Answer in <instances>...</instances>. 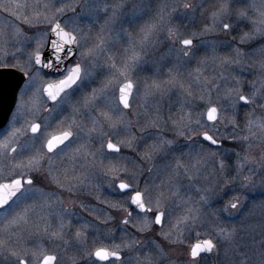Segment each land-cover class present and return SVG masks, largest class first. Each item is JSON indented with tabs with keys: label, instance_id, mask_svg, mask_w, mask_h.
<instances>
[{
	"label": "snow or ice",
	"instance_id": "snow-or-ice-1",
	"mask_svg": "<svg viewBox=\"0 0 264 264\" xmlns=\"http://www.w3.org/2000/svg\"><path fill=\"white\" fill-rule=\"evenodd\" d=\"M238 2L217 0L206 9L205 0H166L155 21L133 35L125 24L134 25L151 11L144 0L130 8L129 0H0V13L6 15L0 24V70L19 74L15 110L0 131V264H65L70 245L78 250L73 264H162V245L150 237L137 239L129 226L170 245L190 241L187 264H200L202 254L218 252L220 241L235 238L229 222L247 200L240 194L226 199L237 191V178L212 187L194 182L208 160L220 154L213 148L228 139L248 140L237 136L239 110L255 104L264 112V62L260 87L252 82L255 90L245 94L244 82L229 72L245 71L241 47L221 56L218 49L230 41L206 39L228 36L243 23L252 30L232 41L245 45L264 38V0H248L243 9L235 7ZM197 12L205 17L198 30L173 23L177 15L195 21ZM255 51L264 55V46ZM156 52L154 63L172 65L167 78H158V67L157 78L141 80L137 74L145 58ZM193 63L185 79L181 69ZM210 63L218 75H205ZM174 90L179 97L175 118L165 116L160 103ZM228 111L233 117L225 116ZM222 125L233 130L221 134ZM246 127L264 129V117L249 118ZM126 149L136 153L139 164L128 166ZM236 155L239 176L248 157ZM217 167L224 174L231 166L222 158ZM42 181L47 184L39 186ZM240 188L255 191L256 186L244 176ZM84 189L122 214L119 240L116 229L106 227L111 214L89 221L65 206L57 191L75 195ZM104 191L122 199L100 200ZM260 192L264 195V184ZM79 207L90 216L98 211L83 201ZM177 209L182 211L176 214ZM132 250L135 255H128ZM258 257L264 264V240Z\"/></svg>",
	"mask_w": 264,
	"mask_h": 264
},
{
	"label": "rangeland",
	"instance_id": "rangeland-1",
	"mask_svg": "<svg viewBox=\"0 0 264 264\" xmlns=\"http://www.w3.org/2000/svg\"><path fill=\"white\" fill-rule=\"evenodd\" d=\"M23 2V0H21ZM29 2H34V0H29ZM43 2V0H41ZM136 2L139 3L140 0H129V8L131 7V3ZM166 0H144V3L151 9V11L146 12L142 18H140L136 24L127 25L125 27L128 28L129 32L133 35H136L139 28L144 26L147 23L154 22L157 15V8L165 3ZM167 2H173V0H167ZM175 2L183 3L187 2V0H175ZM193 3H198L199 0H191ZM217 0H205V8L210 9L212 5L216 4ZM248 0H239V2L235 5L238 8L247 7ZM128 9H125L127 11ZM207 13H205V16ZM6 19V15L0 13V24H3ZM103 19L101 18V23ZM205 22V17L200 16L199 12L196 14L195 21L191 19H181L178 15L173 18V23L181 24L186 26L187 31H195L198 30L199 27ZM251 26L246 23L240 24L237 30L228 36H225L223 33H217L214 36L206 37V39H216L217 36L221 34V39H227L230 41L227 47H221L218 49V54L221 56H231L232 49L237 46L241 47L244 55L241 57V61L244 65L245 71L241 72L239 68L230 69L229 72L231 75H236L240 78L245 84V94H250L255 89L250 87L252 82H255V88L260 87L259 78L261 76V72L259 69L260 63L264 62V55L259 54L255 50L264 46V38H257L254 41L245 44L238 45V41H232V36H237L241 34V32H250ZM205 54V50L201 49L198 55L203 56ZM159 52L153 53L145 58V63L142 64L138 76L141 80L157 78L156 70L160 68L159 79L163 80L167 78V70L172 65L166 64L163 66L154 63V61H158ZM195 63L187 66L185 69H181L183 73V77L187 78V72L191 70V68L195 67ZM219 69L215 68L211 63L208 66V70L205 72L206 76L212 77L214 75L219 74ZM228 74V72H226ZM194 95L199 94V89L193 87L192 89ZM159 99V98H157ZM264 102V101H261ZM162 105V111L165 116L172 114L175 118L177 114V109L179 108V97L175 93V90L172 94L166 95L163 100L160 101ZM171 105V108H170ZM15 110V104L13 106L12 111ZM255 110V111H254ZM11 111V113H12ZM254 112V114H253ZM11 113L8 117L7 123L0 131L8 127V122L11 120ZM252 114V115H250ZM233 113L228 111L225 113V116L231 118L233 117ZM258 117H264V112H261L257 105H251L247 107H243L239 110L238 114L235 115L236 123L238 125L237 136H248V140H239V142H233L231 139L224 140L223 146L220 149L213 148V151H218L220 154L215 159H209L205 168L202 170L201 175L197 181L194 183L197 186H207L212 187L217 185L219 181L220 184L224 182V180H232L233 177L237 178V183L233 186L236 188V192H230L229 196L226 198H231L232 195L240 194L243 196H247V200L245 202L243 211L240 213L239 217L231 222H229L230 227L236 228L235 238L228 241H220L219 242V250L218 252H213L208 255H202L200 258V264H245L247 261L248 264H259V244L261 240H264V195H261L260 189L261 185L264 184V129L253 127L251 131L247 130V121L249 118L255 120ZM227 124V121H225ZM19 127V125H17ZM222 133L227 134L231 132L232 125H227V131L224 130V125L221 126ZM137 135H139L138 129ZM168 138L172 139L173 136L171 132H168ZM150 142V141H149ZM182 142V140H181ZM143 149V145H141V150ZM225 150H228L227 153ZM187 151V149H185ZM236 153H239L240 157L247 156L248 162L245 164L243 170L240 172L239 176H237L235 170V164L237 163L238 157ZM122 155L130 157V160L127 162L128 166L132 167V162L140 163L137 159V155L135 152L131 150H123ZM178 155V153H177ZM225 159V163L230 165L228 169L225 170L224 174H221L217 165L220 159ZM113 159H117L113 157ZM157 163H164L163 161H157ZM150 165L144 164L143 167L146 169ZM249 169L252 171L250 172ZM248 176L250 177L251 183L256 186L255 191H249V189L240 188V184L242 182V177ZM187 183V181H184ZM47 181H42L39 183V186H45ZM47 190V189H46ZM60 192V195L65 201V206L71 208L73 211L83 216L85 219L89 221H94L95 216L99 215L101 219H103L104 213H109L113 216L112 221L106 226L107 229H116L117 239L123 236V233L119 231L117 225L119 221L122 219V214L117 212L115 209H109L106 205L100 204V202L95 198L96 193L90 192L87 189L81 190L77 192L75 195H71L66 191L57 190ZM194 199L196 198L195 193H192ZM122 199L120 196L111 195L107 191H104L100 194V200H108L109 202H115ZM83 201L85 204L90 206H94L98 209L96 213L93 215H89L87 211L81 209L79 204ZM220 205H213V208L219 207ZM102 210V211H101ZM213 209H205L206 212H211ZM182 209H177L176 214H179ZM135 215V213H134ZM99 223L98 221H96ZM101 228H105V226L101 225ZM129 231H132L137 239L144 240L147 238L156 239L164 248L166 253L165 259L162 261V264H187L188 255H187V247L186 244L190 241H186L185 244H175L170 245L168 242L161 240L154 233H136L134 229H131L129 226ZM203 231V229H201ZM130 256L135 255V250H132L128 253ZM76 256L78 258V250L75 246H69L67 252L65 253V264H73L72 257Z\"/></svg>",
	"mask_w": 264,
	"mask_h": 264
},
{
	"label": "water",
	"instance_id": "water-1",
	"mask_svg": "<svg viewBox=\"0 0 264 264\" xmlns=\"http://www.w3.org/2000/svg\"><path fill=\"white\" fill-rule=\"evenodd\" d=\"M18 82L19 74L14 70H0V129L7 123L8 117L13 109L16 85Z\"/></svg>",
	"mask_w": 264,
	"mask_h": 264
},
{
	"label": "flooded vegetation",
	"instance_id": "flooded-vegetation-1",
	"mask_svg": "<svg viewBox=\"0 0 264 264\" xmlns=\"http://www.w3.org/2000/svg\"><path fill=\"white\" fill-rule=\"evenodd\" d=\"M220 36H221V34H220L219 36H217V38H216V39H221V37H220Z\"/></svg>",
	"mask_w": 264,
	"mask_h": 264
}]
</instances>
